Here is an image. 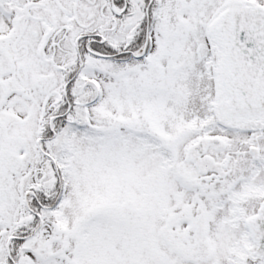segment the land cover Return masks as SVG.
<instances>
[{
  "label": "snow or ice",
  "instance_id": "1",
  "mask_svg": "<svg viewBox=\"0 0 264 264\" xmlns=\"http://www.w3.org/2000/svg\"><path fill=\"white\" fill-rule=\"evenodd\" d=\"M0 264H264V0H0Z\"/></svg>",
  "mask_w": 264,
  "mask_h": 264
}]
</instances>
